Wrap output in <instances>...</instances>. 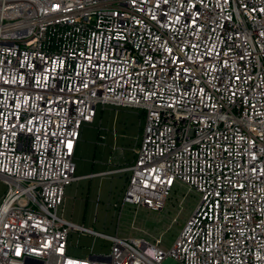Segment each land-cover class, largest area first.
I'll return each mask as SVG.
<instances>
[{
  "label": "built area",
  "instance_id": "1",
  "mask_svg": "<svg viewBox=\"0 0 264 264\" xmlns=\"http://www.w3.org/2000/svg\"><path fill=\"white\" fill-rule=\"evenodd\" d=\"M106 106L145 115L122 208L198 197L169 247L58 215ZM0 178V264H264V0H0Z\"/></svg>",
  "mask_w": 264,
  "mask_h": 264
},
{
  "label": "rangeland",
  "instance_id": "2",
  "mask_svg": "<svg viewBox=\"0 0 264 264\" xmlns=\"http://www.w3.org/2000/svg\"><path fill=\"white\" fill-rule=\"evenodd\" d=\"M144 124L145 115L139 109L99 108L94 123L83 125L74 156L77 176H95L67 186L58 215L110 236H137L140 232L132 229L134 225L152 236H162L169 247L195 209L197 195L186 194L183 189L174 191L164 209L157 212L132 206L122 208L129 173L99 175L134 164ZM6 190L7 185L0 178V201ZM110 249L111 243L105 238L76 232L70 235V255H105Z\"/></svg>",
  "mask_w": 264,
  "mask_h": 264
},
{
  "label": "crops",
  "instance_id": "3",
  "mask_svg": "<svg viewBox=\"0 0 264 264\" xmlns=\"http://www.w3.org/2000/svg\"><path fill=\"white\" fill-rule=\"evenodd\" d=\"M101 173H104V172H101ZM90 175H92V174H89V175H84L83 177L90 176Z\"/></svg>",
  "mask_w": 264,
  "mask_h": 264
},
{
  "label": "trees",
  "instance_id": "4",
  "mask_svg": "<svg viewBox=\"0 0 264 264\" xmlns=\"http://www.w3.org/2000/svg\"><path fill=\"white\" fill-rule=\"evenodd\" d=\"M142 111V110H141ZM143 112V111H142ZM143 114H144V112H143ZM124 120H122V122H123Z\"/></svg>",
  "mask_w": 264,
  "mask_h": 264
}]
</instances>
